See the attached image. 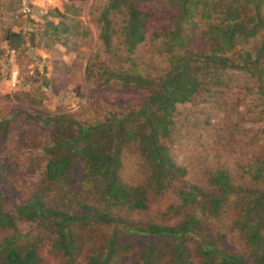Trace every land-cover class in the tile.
<instances>
[{
	"label": "rangeland",
	"instance_id": "obj_1",
	"mask_svg": "<svg viewBox=\"0 0 264 264\" xmlns=\"http://www.w3.org/2000/svg\"><path fill=\"white\" fill-rule=\"evenodd\" d=\"M107 1L0 0V213L7 214L10 222L0 228V244L19 252L34 250L38 264H85L89 255H104L109 240L115 247L109 264H141L142 251L150 264H197L202 243L222 247L249 263L253 255L242 224L247 221L242 217L258 195L260 201L264 199V0L238 1L237 13L252 34H237L234 49L223 50L220 56L231 57L239 69L203 66L201 57L195 63L201 92L175 104L168 135L158 137L169 164H165L160 189H154L155 165L138 139L127 140L119 155V181L143 191L145 208L111 207L109 216L133 229L148 225L176 228L192 216L198 227L180 237L184 250L179 260L175 261L172 249L176 241L158 237L145 248V236L127 235L121 227L81 222L70 228L76 249L65 256L52 247L55 228L47 220L19 216L18 207L32 197L45 207L78 216L93 215L91 208L107 209L95 196L100 178L85 177L81 159L75 158L65 178H45L46 148L53 144L54 128H66L64 115L92 126L137 112L146 91L124 87L115 79L103 83L106 74L137 71L139 76L154 78L166 72L168 53L208 54L212 47L206 29L217 25L220 10L229 2L189 3L193 14L177 21L181 34H189L184 48L165 44L167 33L175 28L178 9L165 0L138 2V9L148 14L145 35L128 52L120 32L125 14L107 13L113 31L108 49L99 38L100 16ZM54 10L62 16L57 17ZM203 11H211V17L204 18ZM48 23L57 25L58 35L51 33ZM62 26L67 31H61ZM6 29L22 36L19 49L10 50L3 40ZM245 52L250 57L247 62L242 61ZM39 118H51L54 123L43 125ZM218 174L225 176L229 189L210 208V200L222 194L215 183ZM180 192L193 194L194 202L182 205ZM83 204L90 207L89 214L81 211Z\"/></svg>",
	"mask_w": 264,
	"mask_h": 264
},
{
	"label": "trees",
	"instance_id": "obj_2",
	"mask_svg": "<svg viewBox=\"0 0 264 264\" xmlns=\"http://www.w3.org/2000/svg\"><path fill=\"white\" fill-rule=\"evenodd\" d=\"M152 0H108L107 8L101 13L99 38L105 49L109 48L112 21L108 19V11L112 10L118 14H125L123 25L120 27L122 35V44L126 51L132 52L137 45L144 40L145 20L148 18L147 13H142L136 4L138 2H149ZM169 4H173L178 13L174 20V30L167 33L166 45L184 48L188 45L186 37L189 34H181L179 19L183 20L191 17L193 14L189 3L193 0H165ZM229 2L220 10L216 26L210 25L208 32L211 40L208 46L211 50L208 54H197L194 52H186L181 56H171L168 53V68L161 76L154 78H146L139 76L137 71L125 74H116L111 72L108 78L101 82L107 83L110 79H115L119 84L125 86L133 85L146 91L147 97L143 105L137 112L123 115L121 118L95 123L92 126L81 125L78 122L69 120L68 115L62 116L68 122L66 128L60 130L54 128L52 137V146L46 148V162L43 168L44 176L49 181H55L59 178H65L66 172L71 170L75 158L82 161V169L85 171L84 176L94 179L100 178V185L95 196L107 209L97 211L91 208L93 215H75V213H65L61 210L52 209L43 206L36 197L30 198L27 202L18 207L19 216L27 220H47V224L53 228L55 238L52 247L60 250L65 256H70L76 249L70 235V228L81 222L83 225L95 223L99 225H110L114 228L122 229L127 235L145 236V248H149L152 240L158 237L167 238L177 243L172 248L175 261L179 260L183 254V247L179 241L180 237L191 233L193 227H198V222L191 216L186 221L180 223L176 228H167L156 225H148L145 229H133L121 219H113L109 216L108 208L127 207L131 209H144L143 191L140 188L126 187L120 183L117 169L119 167V155L126 145L127 140L138 139L142 145L143 152L149 156L154 167V184L155 190H159L162 186V174L169 165L163 156V152L157 143L158 137L162 138L168 135L169 120L171 112L174 110L175 104L187 102L190 98L201 92L199 86L200 78L195 70H199L194 65L198 58H203V66L210 65L219 69H239L237 63L229 56H220L223 50L230 52L236 45L235 36L252 34V28L238 13V1L228 0ZM215 13L217 10L214 9ZM57 17H61L59 11L54 10ZM211 13V11H209ZM204 18L209 19L210 13L204 14ZM214 20V19H213ZM260 24V21H256ZM256 24L255 27L258 25ZM47 25V24H46ZM262 25V23L260 24ZM51 33L56 36L57 25L48 23ZM61 31H67L62 26ZM3 40L6 42L10 50L15 51L23 44L24 40L19 32L6 29L3 33ZM188 48V47H187ZM179 50V49H176ZM170 51V50H169ZM184 52V51H183ZM171 56V57H170ZM237 57V56H236ZM250 59L248 52H245L242 61L247 62ZM246 69L245 67L241 68ZM133 118H139L137 123ZM57 119V118H56ZM39 122L43 125L54 123L51 118H39ZM262 163V162H261ZM264 163V162H263ZM166 167V168H165ZM172 169L173 167L170 166ZM176 170V169H175ZM215 183L222 190L220 198L211 199L208 203L210 208L217 206L222 197L228 192L229 185L224 175L218 174ZM182 205L194 202V195L190 193L180 192ZM258 195L250 210L244 212L242 219L247 221L246 224V243L250 245L253 259L248 263L242 256H238L227 252L222 247L217 249L213 244H201L199 249L200 260L197 264H264V235L261 229L264 227V199ZM81 211L85 214L91 212L90 207L79 205ZM254 213L252 220L250 215ZM262 215V216H261ZM251 223L248 225V223ZM7 214L0 213V228L9 224ZM194 227V228H195ZM4 245V246H3ZM5 244H0V264H38L39 258L32 249L19 252ZM145 248L143 250H145ZM115 247L109 240L107 251L104 255H89L85 264H109L111 256L114 254ZM141 264H150L148 255L142 251Z\"/></svg>",
	"mask_w": 264,
	"mask_h": 264
}]
</instances>
